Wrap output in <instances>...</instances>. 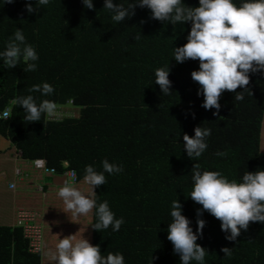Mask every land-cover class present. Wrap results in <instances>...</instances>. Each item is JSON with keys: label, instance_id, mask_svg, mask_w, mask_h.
<instances>
[{"label": "trees", "instance_id": "trees-1", "mask_svg": "<svg viewBox=\"0 0 264 264\" xmlns=\"http://www.w3.org/2000/svg\"><path fill=\"white\" fill-rule=\"evenodd\" d=\"M114 2L129 8L135 0ZM233 2L239 6L243 0ZM183 3L198 6V0ZM24 4L0 0V51L21 28L38 56L36 70L29 72H23L22 60L14 69H5L0 61V135L26 162L44 160L59 176L73 170L77 184L83 182L86 165L98 172L104 160L122 166L118 174L105 173L96 200H106L115 217L125 222L118 232L111 226L100 232L92 229L91 244L99 245L104 256L121 253L125 264H151L153 257V264H179L166 229L171 202L178 199L182 215L196 230L201 206L188 197L193 165L200 171H219L229 181L264 169V74H250L242 100L225 91L214 116V109L201 107L203 97L197 96L198 85L191 80L198 61H174V47L186 43L189 24H163L140 7L133 16L114 22L103 0H93V10L85 9L81 0H49L33 14ZM168 64L172 92L162 95L154 72ZM43 82L54 88L53 94L29 93ZM29 94L37 104L54 102L53 115H42L38 122L25 120L13 101ZM6 110L10 116L3 119ZM198 125L209 130L207 148L190 160L182 136L191 137ZM200 218L205 227L197 243L206 249L205 264H264V224L250 222L247 231L229 242L217 219L207 212ZM96 222L93 210L92 224ZM222 247L230 248L231 255L224 256ZM42 259H47L44 251L29 253L21 229L0 230V264H42Z\"/></svg>", "mask_w": 264, "mask_h": 264}, {"label": "clouds", "instance_id": "clouds-1", "mask_svg": "<svg viewBox=\"0 0 264 264\" xmlns=\"http://www.w3.org/2000/svg\"><path fill=\"white\" fill-rule=\"evenodd\" d=\"M5 3L12 4L14 0H5ZM48 3L49 0H25L24 7L28 14H33L40 10L39 6ZM81 3L85 9H94L93 0H81ZM136 7L146 8L151 19L163 24L190 25L186 43L174 47V61H198V69L190 73L191 80L198 85L197 96L203 97L201 107L214 109V116L220 110L219 101L225 91L235 94V100H242L250 74H264V0H243L239 6L233 0H198L195 7L186 6L183 0H135L129 8L114 0H103V9L111 13L114 22L133 16ZM21 60L26 63L23 72L36 70L37 53L26 42L22 29L17 28L0 51V61L5 69H14ZM169 74V64L155 69L154 84L159 86L162 95L172 92ZM238 88L241 91H236ZM28 91L49 96L54 88L43 82ZM13 102L22 108L24 119L30 123L40 121L42 115L51 117L56 110L54 102L45 99L37 104L31 94L19 96ZM193 133L191 137L182 136L183 151L190 160L205 152V137L209 130L198 125ZM101 166L99 172L92 165L85 166L83 183L87 185L86 191L64 181L58 186L56 195L74 218L87 216L94 210L97 222L90 225L94 231L100 232L111 226L113 232H118L125 222L123 217L116 218L106 200L97 203L96 189L105 184V173L118 174L123 167L108 160L102 161ZM188 197L201 206L196 210L195 232L189 219L182 215V204L176 199L170 205L171 222L167 224L166 239L179 257V264H192L193 261L205 264L206 249L197 243L205 227V220L200 217L207 212L217 219L229 242H235L242 231H247L250 222L264 224V169L246 171L239 181H229L219 171H200L198 165H193L192 190ZM220 251L224 256L231 255L228 247H222ZM52 259L55 264H125L121 253L108 252L104 256L99 245L93 246L83 237L77 239L76 234L59 239ZM153 260L154 257L151 264Z\"/></svg>", "mask_w": 264, "mask_h": 264}, {"label": "crops", "instance_id": "crops-1", "mask_svg": "<svg viewBox=\"0 0 264 264\" xmlns=\"http://www.w3.org/2000/svg\"><path fill=\"white\" fill-rule=\"evenodd\" d=\"M67 181L70 186L86 191L83 182L74 183L64 176L42 174L32 164L18 156L10 141L0 135V230H14L18 209H33L39 213L44 227V257L52 260L59 239L75 235L91 243L92 213L74 218L57 197L58 186ZM15 185L11 188V185ZM12 247V248H11ZM8 250L10 261L15 257L14 243Z\"/></svg>", "mask_w": 264, "mask_h": 264}, {"label": "built area", "instance_id": "built-area-1", "mask_svg": "<svg viewBox=\"0 0 264 264\" xmlns=\"http://www.w3.org/2000/svg\"><path fill=\"white\" fill-rule=\"evenodd\" d=\"M7 113V115H5ZM59 115V116H58ZM10 116L9 110H6L2 114L3 119H8ZM55 116L61 117V114L56 113ZM18 156L21 154L17 152ZM33 168L40 173L55 175L53 169H48L47 164L44 160H36L32 163ZM68 163H65V167ZM64 176L76 183L77 176L73 170L64 173ZM14 184L11 188H14ZM39 213L34 210L20 208L15 214V227L22 230L23 237L27 241L28 251L32 255H41L44 251V227L39 221Z\"/></svg>", "mask_w": 264, "mask_h": 264}, {"label": "rangeland", "instance_id": "rangeland-1", "mask_svg": "<svg viewBox=\"0 0 264 264\" xmlns=\"http://www.w3.org/2000/svg\"><path fill=\"white\" fill-rule=\"evenodd\" d=\"M261 150L264 152V128H263V137H262ZM47 262H48V260L42 259V264H48ZM51 262H52V264H55L52 260H51Z\"/></svg>", "mask_w": 264, "mask_h": 264}]
</instances>
